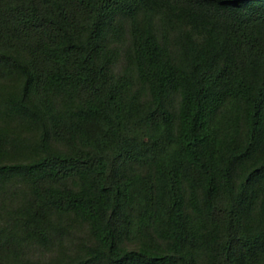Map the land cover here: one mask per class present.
Returning <instances> with one entry per match:
<instances>
[{
    "label": "trees",
    "instance_id": "obj_1",
    "mask_svg": "<svg viewBox=\"0 0 264 264\" xmlns=\"http://www.w3.org/2000/svg\"><path fill=\"white\" fill-rule=\"evenodd\" d=\"M0 264H264V0H0Z\"/></svg>",
    "mask_w": 264,
    "mask_h": 264
}]
</instances>
